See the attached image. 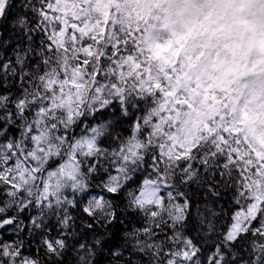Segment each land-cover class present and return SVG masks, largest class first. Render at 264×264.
Listing matches in <instances>:
<instances>
[{
    "label": "snow or ice",
    "instance_id": "6c2138e0",
    "mask_svg": "<svg viewBox=\"0 0 264 264\" xmlns=\"http://www.w3.org/2000/svg\"><path fill=\"white\" fill-rule=\"evenodd\" d=\"M0 264H264V0H0Z\"/></svg>",
    "mask_w": 264,
    "mask_h": 264
}]
</instances>
